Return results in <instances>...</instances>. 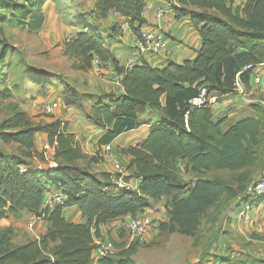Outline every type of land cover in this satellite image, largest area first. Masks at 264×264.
I'll list each match as a JSON object with an SVG mask.
<instances>
[{
  "label": "trees",
  "instance_id": "1",
  "mask_svg": "<svg viewBox=\"0 0 264 264\" xmlns=\"http://www.w3.org/2000/svg\"><path fill=\"white\" fill-rule=\"evenodd\" d=\"M50 1L60 4V0ZM144 1L94 0L88 13L76 12L68 17L71 25L81 31L62 43V54L73 70L86 72L96 60L99 66L112 64L121 76L124 92L117 96L84 95L66 83L62 89L66 104L83 109L90 100L86 118L103 130L98 138L100 146L140 126L138 114L145 108L159 114L145 138L122 150L130 156L128 167H133L132 175L139 180L137 187H118L78 166V162H97L99 151L92 156L83 153L74 135L67 133L59 120L34 123L25 111L15 110L0 125V141L17 144L24 158L0 153V217L7 212L42 214L50 226L39 239L19 245L10 244L9 229L1 231L0 264H92L99 224L136 215L162 197H166L168 218L166 222L159 221V231L191 234L209 206L222 198L235 197L238 192L223 178L198 177L189 185L182 183L177 176L180 160L186 161L185 170L192 174L212 169L236 171L263 163L264 93L259 102L250 105L249 115L228 126L224 125L226 116L214 120L211 108H189L186 101L196 96L203 85L219 95L231 93L237 80L245 89H251L252 70L258 64H263L264 70V0H245L242 7L234 5L235 0H177L172 5L175 17L189 16L201 38L195 58L182 63L169 61L161 68L142 61L126 69L109 49L101 28L88 23L85 15L99 20L114 10L128 19L131 31L137 34L146 23L140 16ZM45 2L0 0V21L37 32L45 21ZM111 27L116 29L117 24ZM12 48L0 36V66ZM33 83L46 86L49 82L36 78ZM1 92V97L9 96V88ZM37 132L47 135L53 149V166H37L25 160H44V151L34 149ZM184 189L187 194L178 196ZM53 192L66 197L64 206L43 209L44 196ZM240 200L245 205H259L264 198L244 195ZM73 205L80 210L83 222L63 216V209ZM118 233L123 240L113 243L117 251L98 257L97 264H135L132 255L137 241L126 243L125 232L118 229ZM253 262L264 264L257 258Z\"/></svg>",
  "mask_w": 264,
  "mask_h": 264
},
{
  "label": "rangeland",
  "instance_id": "2",
  "mask_svg": "<svg viewBox=\"0 0 264 264\" xmlns=\"http://www.w3.org/2000/svg\"><path fill=\"white\" fill-rule=\"evenodd\" d=\"M80 3V0H61L60 4L56 5L54 13L51 11L50 18L46 20L45 24L37 32H29L25 29L20 30L6 21H0V36L13 47L9 50L6 59L0 66L4 77L2 81L5 82L3 86L0 84V95L1 91L6 87L9 88L8 97L3 98L0 96V125L15 110L25 111L34 123L40 124L47 122L60 110L58 108L52 114L45 113L43 104L48 102L50 98H54V95H62V89L65 84L63 82L64 78L66 80L74 79L71 71L73 69L70 67L71 62L62 54V43L71 35L68 29V26L71 25L68 17H73L76 13V11H73L85 5ZM101 30L103 34L107 32V29L101 28ZM104 35L106 37V34ZM169 41L170 39L166 36L167 44ZM102 75L97 74V77ZM36 78L49 82V87L33 83ZM239 116L241 115H236V117ZM0 153L24 158L15 143H3L0 141ZM97 159V162L106 161L111 164V162L104 160L99 155H97ZM25 160L31 163L34 162L31 158H26ZM97 162L84 161L77 164L81 168L95 175L97 174L103 181L109 182V174L102 173L101 175L95 171L94 163ZM263 169L264 160L261 164L236 171L212 169L200 174L182 173L180 175L182 178L179 179L182 183L188 185L198 177L208 179L223 178L237 190L238 195L232 198H222L209 206L201 217L199 227L191 234H182L178 231L171 233L168 231L152 232V239L147 243H142L137 249L135 254L137 264H208L210 260L218 264H253L256 256L244 253L233 256L231 253L232 248L225 255L210 253L206 250L216 238L225 240L228 238V234H234L233 230H229V224L232 220L235 221L236 217L239 219L244 218L251 210L254 214L258 212L256 210L258 205L254 204H251L248 209H243L245 204L240 199L246 195L247 188L259 178ZM186 191L187 189H184L177 195L185 196L187 194ZM160 206L161 204L155 202L151 203L148 208L152 211L154 217L166 222L167 219L164 218L166 210L162 207L163 212L161 214L159 212ZM261 210H264V206L261 207ZM240 212H244V214H240ZM44 220L42 214L36 216L32 213L7 212L6 215L0 217V232L9 229L10 244L19 245L27 240L42 237L47 231L42 234ZM242 232L245 231L243 230ZM245 233L250 236L248 240L244 242L242 240L235 244L243 245L245 248L248 246L252 251L258 250V246H255L256 243L252 242L257 235L253 232L250 233L248 229ZM127 238L128 236H126ZM260 238L264 239V236L259 237L257 240H260ZM252 243L253 245H251ZM259 245L262 246L264 244L260 243Z\"/></svg>",
  "mask_w": 264,
  "mask_h": 264
},
{
  "label": "crops",
  "instance_id": "3",
  "mask_svg": "<svg viewBox=\"0 0 264 264\" xmlns=\"http://www.w3.org/2000/svg\"><path fill=\"white\" fill-rule=\"evenodd\" d=\"M61 2V0H60ZM80 4H85L82 7L76 8L73 12L77 13H88L94 7V0H80ZM85 2V3H83ZM144 2H149L153 5V9L160 8L164 9L165 16L158 20L153 14V10L149 11L144 19L146 23L144 26H156L161 29L166 36L170 39L167 44V51L158 57H146L145 62H147L152 67L161 68L165 66L169 61L175 63H182L185 60H193L197 54V51L201 47V38L196 30L192 26V23L189 19V16H183L176 18L172 10V5L177 4L176 2H167L165 0H145ZM245 3V0H235L234 5L242 7ZM56 4L50 0H46L43 5L44 12V24L47 19L51 16V11L54 13ZM75 9V8H74ZM88 19L87 22L93 25H98L100 28L107 29L106 42L109 44V49L113 53L114 57L117 59L120 66H124L125 62L132 57V48L134 42V34L131 29L123 30L119 27V19H115L110 15H107L105 18L96 20L88 15H85ZM43 24V25H44ZM113 24H117L116 29L112 28ZM68 29L70 34H75L81 31V28L75 25H69ZM98 62L94 60L92 62V67L90 70L83 72L79 70H71L73 72L74 79L66 80L64 78L63 82L74 87L78 92L84 95L91 96H100L103 94H113L121 95L123 94V86L120 83L121 76H119L114 70L112 64H105L103 66V74L101 77H97ZM95 74V75H94ZM94 75V76H92ZM49 85V84H48ZM47 85V87H49ZM56 90V88H54ZM264 93V83L261 86L260 90H251V89H242L241 87L235 88L231 93L221 95L219 103L212 110V118L215 120L219 117L226 116L227 119L224 123L225 126H228L233 121L238 118L247 116L250 114V105L260 101L261 95ZM54 98L58 99L60 102V107L55 116L48 119L47 122L54 120H59L62 125L65 126V131L74 135L75 139L78 141L80 148L83 153L88 156H92L95 153H98L101 146L98 144V138L103 133V130L92 124L86 118V112H89L90 109V100H87L84 103L83 109H79L72 105L66 104L61 96L54 95ZM53 99V98H50ZM236 115H241L236 117ZM139 120L141 122L140 126L137 128L124 132L116 137L111 143V153L116 157L119 162L126 167V172L122 175L116 174L112 165L106 161L94 163L96 167L95 171L109 174L110 183L117 184L118 181L122 180L127 183L131 188H136L138 184V179L135 178L133 173V167H128L130 156L122 152L128 146L135 145L140 142L148 133L150 124L154 123L158 118L159 114L153 110L145 108L138 114ZM42 123V124H45ZM34 149L38 152L44 151V160H38L36 157H33V163L37 166H47L53 165L54 162L51 160L53 149L49 147L47 141V135L44 132H37L34 135ZM186 161L180 160L177 164L178 172L177 176L182 178L180 175L182 173L189 174L185 170ZM184 174V175H185ZM191 174V173H190ZM157 202L161 204L159 207V212L162 214V207L165 208L166 197H162L160 200L151 201V203ZM264 206V202L258 205V212L255 214L249 211L244 218H235V221L229 224V230H233L234 234H228V238L223 240L216 238L215 241L208 247L206 250L210 253H216L225 255L230 252L232 248V255H238L240 253L252 254L264 260V245L260 246L259 244H264V239L259 237L264 236V210H261V207ZM22 213L31 214L29 212L23 211ZM63 216L73 222H83L84 218L81 215L80 210L76 205L67 207L62 212ZM156 214V213H155ZM164 218H168L165 215ZM118 222L119 219L112 220L106 223L98 225V233L101 237L106 238L112 245L113 251H117L113 243H120L123 239L120 238L118 233ZM234 222V223H233ZM233 223V224H232ZM235 224V225H234ZM50 223L47 220H44V228L42 234L49 228ZM235 228V229H234ZM250 230V233H255L257 236L253 238L252 242L256 243L255 246H258V250L252 251L248 246L245 248L243 245H237L236 242L243 240H248L246 230ZM245 232H242V231ZM242 233H240V232ZM154 236V235H153ZM152 239V235H149L145 238L144 241L136 243V251L132 255V258L137 264L136 253L139 246L142 243L148 242ZM126 243H129V240L126 239ZM253 243L251 245H253ZM92 264H97V259L92 262ZM208 264H218L214 261H208Z\"/></svg>",
  "mask_w": 264,
  "mask_h": 264
},
{
  "label": "built area",
  "instance_id": "4",
  "mask_svg": "<svg viewBox=\"0 0 264 264\" xmlns=\"http://www.w3.org/2000/svg\"><path fill=\"white\" fill-rule=\"evenodd\" d=\"M176 2L177 0H171ZM153 10V14L156 19L160 20L165 16L164 9L155 8L149 2H144L140 16L145 17V15ZM108 15L115 19H119V27L123 30L130 29L128 19L121 16L118 12L114 10H109ZM167 51V42L165 33L156 26H141L137 34H134V42L132 48V57H130L125 65L122 66L126 69H130L135 63H140L145 61L148 57H158L163 55ZM263 64H258L252 70L250 74V87L251 90H258L263 85L264 70L262 68ZM103 66H100L98 73H102ZM241 87L244 89L242 84L237 80L235 82V88ZM220 95L214 91H208V89L203 85L198 88V93L196 96L188 99L186 104L189 108H199V107H209L213 108L219 103ZM60 107V102L58 99L53 98L48 102L43 104V111L48 114H52L54 110ZM187 114H184V123L187 126ZM99 155L104 159L111 162V165L115 172L122 175L126 172V167H124L119 160L114 157L111 153L110 144L102 145L99 150ZM118 187L131 188L127 183L122 180L118 181L116 184ZM246 196L251 198H264V169L262 174L246 190ZM66 197L61 192L48 193L44 196L42 200L41 207L43 209L51 210L57 206H64ZM253 205V204H252ZM250 204L244 206L243 209H248ZM240 214H244L240 212ZM159 219L152 215V211L147 207L144 208L140 213L136 215H126L119 219L118 229L125 232L128 236L129 242L144 241L145 238L151 235L152 232H158ZM93 232V230H92ZM113 248L111 243L104 237H94V249L92 252L93 260L101 256H106L112 254Z\"/></svg>",
  "mask_w": 264,
  "mask_h": 264
}]
</instances>
